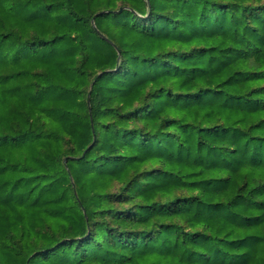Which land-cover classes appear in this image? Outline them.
<instances>
[{
  "label": "trees",
  "instance_id": "trees-1",
  "mask_svg": "<svg viewBox=\"0 0 264 264\" xmlns=\"http://www.w3.org/2000/svg\"><path fill=\"white\" fill-rule=\"evenodd\" d=\"M0 264H264V0H0Z\"/></svg>",
  "mask_w": 264,
  "mask_h": 264
}]
</instances>
